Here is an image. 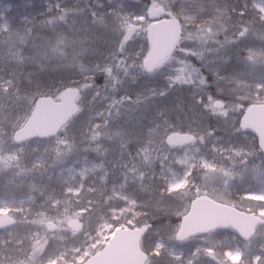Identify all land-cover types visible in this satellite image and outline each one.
Masks as SVG:
<instances>
[{"label": "rangeland", "instance_id": "374dc122", "mask_svg": "<svg viewBox=\"0 0 264 264\" xmlns=\"http://www.w3.org/2000/svg\"><path fill=\"white\" fill-rule=\"evenodd\" d=\"M34 2L35 10L38 13L26 21L36 20L33 35L37 41H32L29 45L31 48L35 46L39 49V59H45L48 55H53L54 59L57 56L59 58L62 55H68L74 59L81 56V58H77L81 62H91L90 68L94 69V74L89 79H82V66L68 67L69 75H66L68 81H75L74 87L81 91L77 103L84 110L86 119L95 121L99 117L114 113L112 99L117 89L120 88L123 93L134 92L138 99L137 102H133L130 97L121 100V103H126L128 107L145 101L142 119L151 124V126H144V124L138 126L139 128L144 126V132L147 133L148 138L147 143L137 140L128 149H120L117 152L114 150L112 153L114 159L109 161L110 168H107L104 163L94 160L90 155H84L67 162L66 160L62 161L60 168L55 172L54 179L59 186L63 187L65 194L76 195L81 188L80 183L86 180L93 184L96 179L103 185L111 176L112 182L109 184L107 196L103 198L104 215L93 227V233L83 234L86 239L85 245L80 247L55 245V254L44 258V264H69V261L81 264L99 252L117 230L137 228L136 219L140 217L141 212L132 195L125 191L128 183L133 181L131 174L136 168L145 169L150 177L160 179L167 193L185 189L188 199L185 208L187 211L191 200L202 195L233 206V203L228 202L226 197L230 192H236L241 196L238 203L255 207L254 215L264 220V171L255 170L249 173L247 170H242V166L231 156V152H235V146L238 144L255 145L250 135L242 134L240 129L234 130L233 124L231 131L228 129L231 125L228 120H239L243 109L248 106L247 103L237 105L232 109L230 118L222 119L216 115L222 106L213 105L215 103L221 105L219 103L221 100H211L207 97L206 102L209 105L206 104L202 108L203 111L208 110L210 113L208 114L214 120H227L229 125L226 130L229 131V134L199 136L192 144L182 148H172L165 144L164 139L170 132L191 133L181 131L182 127H187L188 123L174 126L171 123L169 110L155 103L156 96L150 94L145 97V95L155 92V88H150V86L155 83L157 77H164L166 81L170 79L168 88H172L176 83L185 86L194 85L199 82L196 78L199 71L179 58L180 54L189 53L186 47H180L178 54L167 58L152 74H145L142 62L149 52L146 28L153 21V18L148 15L151 7L141 4L142 0H127L128 3L125 5L121 0H35ZM244 2L246 1L244 0ZM248 2L251 4L252 10L264 20V0H248ZM153 4L154 8L163 6L167 14L169 13L170 16H174L180 21L182 35L185 33V39L181 38L179 44L185 46L195 42L196 40L191 41L194 37L204 41L200 44L202 50L205 51L203 45H208L211 41L210 38L215 33L209 22H203L207 15L216 12L212 11L210 5L203 0H154ZM10 8L9 0H0V34L9 31L6 13ZM78 22L83 25L81 30L76 28ZM71 26L75 33L78 31L74 37H70L68 34L71 32L69 28ZM240 29L238 36L241 37L247 30L245 26H241ZM218 49L225 52L229 46L224 44ZM261 50H264V46H249L241 54L245 57L247 53L248 59L252 60L259 55ZM204 54L208 53H200L199 56L204 57ZM61 62L62 65L73 63L70 58ZM32 63H35L37 68L44 65L43 62L35 59L32 60ZM216 75L221 80L222 91L225 95L229 89L247 93V89L251 85L259 92L261 86H264V75L249 70L244 74L237 72L221 75V72H218ZM134 85L136 88L132 87ZM0 86L3 87V90L7 89L9 80H6L5 83L0 80ZM195 89L197 94L205 93L200 86L196 88L195 85ZM52 93H54L52 97H56L58 94V92ZM164 93H158L157 97H161ZM190 98H194V95ZM229 98L231 97L229 96ZM253 98L258 100L259 95L253 94ZM198 99L200 98H196L193 104L186 108L189 112L186 115L191 119L189 126L194 128L199 127L198 116L194 111L200 109V103L196 102ZM22 103V112L17 117L18 127L24 123L33 107V101L27 95L22 96ZM171 106L178 107L174 102ZM177 112L178 110L175 111L176 114ZM184 121L177 118L175 123ZM61 133L65 134L66 132L63 130ZM194 135L198 136L197 133ZM8 140L12 141L11 135ZM57 141H60L59 137L52 139L54 143ZM0 144H8L4 133H0ZM35 147H42L44 149L42 153L48 154L51 142L35 144ZM36 161H40L39 158H36ZM73 183L74 187H72ZM34 201L32 196L0 192V219L10 217L18 221L16 225L0 230V264H11V253L8 249L17 240L30 242L28 245L29 254L34 258L33 264H37L41 259L36 258L35 255L43 248L47 238L61 240L66 235L72 237L74 234L82 232V225L76 217L52 218L42 211L32 214L30 211L35 204ZM43 201L52 203L51 205L57 203L49 195H46ZM258 205H263V207L257 208ZM33 210H38V208H33ZM29 219L41 220L40 231L35 230L18 237L19 230L23 228L22 222H29ZM71 223H77L78 228H71L69 226ZM222 232L225 231H214L196 238L194 240L196 249L191 254H185L177 247L175 236L172 244L169 245L164 244L160 238L157 239L154 251L165 250L177 264H221L220 258H217L215 246L228 243V239ZM231 237L234 239L233 236ZM8 244L10 246H7ZM243 245L246 251L256 250L259 254L253 255L252 264H264V226L259 227L253 238L244 242ZM3 246L5 248L1 250ZM198 250L199 254L197 255ZM16 255L23 256L20 245H16ZM223 257L227 264H247V261L242 259L241 250L236 244L225 250Z\"/></svg>", "mask_w": 264, "mask_h": 264}, {"label": "trees", "instance_id": "16d2710c", "mask_svg": "<svg viewBox=\"0 0 264 264\" xmlns=\"http://www.w3.org/2000/svg\"><path fill=\"white\" fill-rule=\"evenodd\" d=\"M34 1L9 0L11 8L6 13L9 31L0 34V80L2 83L9 80L7 89L3 90V87L0 86V133L5 134L8 143L5 145L0 144V192H11L20 196L34 197L35 204L30 211L32 214L42 211L45 215L52 218L63 217L69 219L76 217L80 221L82 232L76 233L72 237L66 235L61 240H52L51 238L45 240L43 248L35 255L38 259H44L55 254V245L61 244L72 247L85 245L86 239L83 234L93 233V227L97 225L100 217L104 215L103 198L107 196L109 184L112 182L111 176L108 177L103 185L98 183L96 179L93 184L86 180L80 183L81 188L76 195L65 194L63 187L59 186L54 179L55 172L60 168L62 161L66 160L67 162L84 155H90L94 160L102 162L107 168H110L109 161L114 159L112 155L114 150L117 152L120 149H128L137 140L147 143L148 138L147 133L144 132V126H151V124L144 122L142 119L145 101L134 106L132 105L133 102L138 101L135 93L130 91L123 93L119 88L112 99L115 109L114 113L99 117L95 121H89L84 116V110L80 108L79 113L63 129L66 133L58 134L59 142L54 143L52 142L54 138H50L28 141L17 145L8 140L11 133L19 125L17 117L23 108L22 96L27 95L34 102L38 97L53 96L54 93L52 92L59 93L65 87H74L75 81L70 80L69 82L68 78H66V75H69L68 67L82 66L83 80L89 79L94 74V69L90 68L91 62L88 61L86 63L78 60L81 56L74 59L71 56L62 55V57L58 58L57 56L54 59L53 55H48L45 59H39V49L35 46L31 48V45H29L32 41H37L33 35L36 20L26 21L32 15L38 13L35 10ZM121 1L123 5L128 3L127 0ZM203 1L210 5L212 11H216L211 15H207V18L203 21L209 22L215 32L210 38V43L203 45L205 48V51H203L200 42L204 41L193 37L191 41L196 40L195 42L188 43L185 46L178 44L172 53V55L178 54L180 47H186V50H189L186 55L180 54L179 58L188 62L189 65L199 71L196 77L199 80L198 84L185 86L176 83L172 88H168V81L171 82L170 79L166 81L164 77H157L155 83L150 86V88H155V92L145 95V97L150 96V94L156 96L155 103L169 110L171 123L174 126L188 123L187 127H182L181 131L197 133L196 139L203 135H228L229 131L226 128L229 123L231 124L228 127L230 131L232 124L234 130L239 129L238 119L235 121L228 120L229 123H227V120H214L209 115L208 110L203 111L202 108L206 104L209 105L206 102L208 98L221 101L231 99L228 93L225 95L222 91L219 74L214 76L213 73L221 72V75H224L248 72L244 55L241 54L242 51L249 46H264V20L252 10L248 0H245L246 2L244 0ZM142 2L141 4H145L147 7L154 6V0H142ZM82 26L80 22L76 24V28L80 30L83 28ZM241 26H245L247 31L240 37L238 35L240 34ZM69 28L71 29V32H68L70 37L77 35L78 31L75 33L73 26ZM182 38L185 39V33H183ZM224 44L229 46V49L225 52L222 49H218L219 46ZM200 53L208 54L200 57ZM63 57L70 58L73 63L62 65L61 61L66 59ZM34 59L40 60L44 65L41 68L40 66L37 68L35 63H32ZM260 74L264 75V73ZM204 81L207 83H203ZM195 85L196 88L200 86L205 93L203 95H200L201 93L197 94ZM132 87L136 88V85ZM79 92L81 93L80 90ZM160 92L165 93L161 97H157ZM193 95L194 98L192 99L194 100L190 98ZM200 96L203 98V107L199 104L200 109H193L196 112V116H198L197 121L199 122V127L194 128L191 125L189 126L191 119L186 115L189 114L186 108H189L196 98H201ZM125 97L132 99L131 107H128L124 102L121 103V100ZM173 102L178 105L177 108L171 106ZM176 110H178L177 114L179 113V115L175 113ZM184 116H187V118H184ZM177 118L182 121L185 119V121L176 124L175 120ZM139 124H144L143 128H139ZM49 142H51V149L48 154L42 153L44 150L42 147H35V144L39 145ZM253 143L256 146L254 138ZM59 156L60 158H58ZM36 158H39L40 161L37 162ZM147 173L145 169L136 168L131 174L133 181L128 183L125 189L135 199L138 205L137 208L141 212L140 217L136 219L137 227L144 226L147 228L141 241V247L148 255L146 264H177L168 256L165 250L160 249L155 252L154 246L159 238L166 245L172 244L171 242L179 227L180 219L187 212L185 209L188 201L185 195L186 191L183 189L174 193H167L163 182L156 177H150ZM72 187H74V183ZM46 195L51 196V199L56 200L57 203L51 205L52 203L44 202ZM227 195L226 198L228 202L233 203V207L254 214L255 207L238 203L241 196L236 192H230ZM261 207L263 205H258L257 208ZM33 208H38V210H33ZM29 220V222H22L23 228L19 230L18 237L35 230L40 231L41 220ZM15 221L18 222L16 219ZM222 233L228 239V243L215 246L217 258H220L221 264H227V261L225 262L223 259V253L232 247L233 244L240 248L242 259L246 260L247 264H252V257L254 254L259 255L258 252L256 250L252 252L246 251L243 241L235 238L231 239L232 237L227 232ZM46 235H48L47 231ZM194 240L196 238H192L182 245H176L185 254H191L196 249ZM23 243L27 247L30 244L28 240ZM7 246L10 245L8 244ZM4 248L3 246L1 250Z\"/></svg>", "mask_w": 264, "mask_h": 264}, {"label": "water", "instance_id": "95a60500", "mask_svg": "<svg viewBox=\"0 0 264 264\" xmlns=\"http://www.w3.org/2000/svg\"><path fill=\"white\" fill-rule=\"evenodd\" d=\"M164 13L163 7L148 11L152 18ZM181 34L180 23L176 18L159 19L148 24L146 38L149 53L142 63L145 73H153L173 53ZM78 96L77 88L67 87L55 99L50 96L35 99L27 120L12 133V141L20 144L34 139L56 137L78 113ZM239 127L243 133L255 137L258 147L264 148V104L249 105L240 117ZM194 140V135L180 132H172L165 137L166 145L174 148L190 145ZM14 223L12 218H2L0 229ZM259 225H264L260 217L215 202L203 195L190 202L187 213L180 220L175 241L180 245L189 238L215 230H225L243 241H248ZM69 226L78 228L77 223ZM145 231V227L117 230L99 252L81 264H146L148 257L140 244Z\"/></svg>", "mask_w": 264, "mask_h": 264}, {"label": "clouds", "instance_id": "9594fccd", "mask_svg": "<svg viewBox=\"0 0 264 264\" xmlns=\"http://www.w3.org/2000/svg\"><path fill=\"white\" fill-rule=\"evenodd\" d=\"M244 60L249 71L264 73V50H261L259 55L255 56L252 60L248 59L246 53ZM213 75L215 76L216 73L214 72ZM221 79L223 78L221 77ZM203 83L206 84L207 82L204 81ZM228 94L231 99L220 101L219 103L222 107L221 110L216 113V115L222 119L230 118L232 109L237 105H243L244 103H264V86H261L259 92L256 91L254 86L250 85L247 89V93L229 89ZM253 94L259 95V99H254ZM196 102L200 103L203 107L202 97ZM231 156L234 161H238L239 165L242 166V170H247L249 173L255 170L264 171V148L252 144H238L235 146V152H231ZM16 245H20L22 248V257L16 255ZM8 251L11 253V264H33L34 258L29 254L27 245L22 241H15ZM37 264H44V259L42 258ZM69 264H74V262L69 261Z\"/></svg>", "mask_w": 264, "mask_h": 264}]
</instances>
